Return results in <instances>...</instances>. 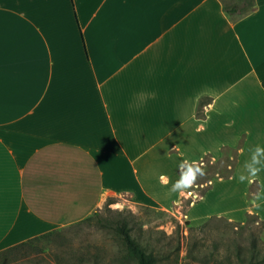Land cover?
Here are the masks:
<instances>
[{
  "label": "crops",
  "instance_id": "0c3cea01",
  "mask_svg": "<svg viewBox=\"0 0 264 264\" xmlns=\"http://www.w3.org/2000/svg\"><path fill=\"white\" fill-rule=\"evenodd\" d=\"M253 4L0 0V250L107 195L166 207L179 193L169 162L204 154H184L193 134L264 124V0Z\"/></svg>",
  "mask_w": 264,
  "mask_h": 264
},
{
  "label": "rangeland",
  "instance_id": "374dc122",
  "mask_svg": "<svg viewBox=\"0 0 264 264\" xmlns=\"http://www.w3.org/2000/svg\"><path fill=\"white\" fill-rule=\"evenodd\" d=\"M208 135L202 142L193 134L184 151L188 157L204 152L200 161L184 164L204 175L166 207L139 202L129 192L107 195L89 219L54 227L16 252L0 250V264H135L117 236L99 224L112 219L128 221L132 235L156 255L155 264H246L238 254H253L264 264V153L256 156L259 163L252 160L257 148L264 150V124H210ZM169 163H158L156 177ZM248 166L260 169L251 182ZM176 175L171 184L180 179L179 170ZM153 189L163 198L159 183Z\"/></svg>",
  "mask_w": 264,
  "mask_h": 264
},
{
  "label": "trees",
  "instance_id": "16d2710c",
  "mask_svg": "<svg viewBox=\"0 0 264 264\" xmlns=\"http://www.w3.org/2000/svg\"><path fill=\"white\" fill-rule=\"evenodd\" d=\"M240 3H242L243 5L241 6ZM253 6V0H238L234 4L224 5V10L227 13L246 14L252 10ZM261 85L264 89V80H262ZM86 219H89V217L87 216L83 220ZM99 224L101 225V227L110 230L113 234L117 236L126 252V255L129 258L133 259L135 264H155L156 255L153 253V251H147L146 247H144L140 243V241L132 235L131 228L127 220H99ZM43 236L44 235L42 234L26 241L20 242L14 246L7 248L5 252L9 254L21 250L22 248L29 246L31 243ZM238 260L246 264H259V262L255 260L253 254L250 258H245L241 256V254H238Z\"/></svg>",
  "mask_w": 264,
  "mask_h": 264
},
{
  "label": "clouds",
  "instance_id": "9594fccd",
  "mask_svg": "<svg viewBox=\"0 0 264 264\" xmlns=\"http://www.w3.org/2000/svg\"><path fill=\"white\" fill-rule=\"evenodd\" d=\"M261 153H264V150L257 148L256 154H254L252 157L254 164L259 163V161L256 159V156L261 154ZM186 161L188 163H193V162H189L188 160H186ZM184 164H185V160L182 161L178 165L180 179L172 184V186L169 190L170 192L186 191L193 186V184L196 182V180L200 176L204 175L203 169H201V168L198 169V168H194V167H185ZM259 172H260L259 168L248 166V182H251V180L259 174ZM244 179L245 178L243 176H241L240 182H243ZM257 199H259V196H257ZM257 207H259V205H257Z\"/></svg>",
  "mask_w": 264,
  "mask_h": 264
}]
</instances>
